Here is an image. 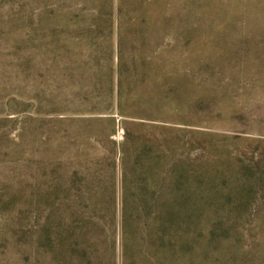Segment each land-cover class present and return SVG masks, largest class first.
I'll return each instance as SVG.
<instances>
[{
    "label": "rangeland",
    "instance_id": "rangeland-1",
    "mask_svg": "<svg viewBox=\"0 0 264 264\" xmlns=\"http://www.w3.org/2000/svg\"><path fill=\"white\" fill-rule=\"evenodd\" d=\"M0 264H264V0H0Z\"/></svg>",
    "mask_w": 264,
    "mask_h": 264
}]
</instances>
